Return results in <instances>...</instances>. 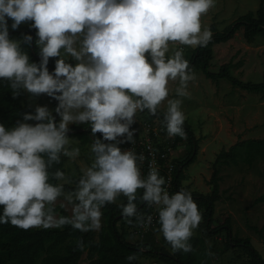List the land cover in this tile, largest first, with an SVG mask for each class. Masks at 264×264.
Listing matches in <instances>:
<instances>
[{
	"label": "clouds",
	"instance_id": "1",
	"mask_svg": "<svg viewBox=\"0 0 264 264\" xmlns=\"http://www.w3.org/2000/svg\"><path fill=\"white\" fill-rule=\"evenodd\" d=\"M216 0H0V82L13 98L47 95L57 105H36L7 127L0 123V224L23 230L62 229L82 233L100 231L102 208L121 203V216L129 225L147 227L152 216L138 211L137 192L158 213L159 232L173 253L195 251L190 243L202 214L186 186L169 194L158 167L140 165L146 157L122 144L136 143L137 113L157 116L169 138H186L183 98L197 80L184 56V47L206 48L212 41L210 26L202 18ZM31 22L39 62L31 61L23 45L34 37L10 38ZM50 60L54 69L50 71ZM170 82H176L169 98ZM31 107V105H30ZM159 118V117H158ZM33 121L35 123H29ZM70 125H88L94 138L88 147L91 164L80 167L78 180L56 168L62 158L76 162L79 140L70 139ZM99 134V136L97 135ZM55 180L53 184L50 181ZM74 187L65 190V185ZM186 185L187 182L185 181ZM60 207L71 215H61ZM77 248L84 250L82 238ZM207 257H214L210 250ZM138 257H126L131 262ZM205 264V262H202Z\"/></svg>",
	"mask_w": 264,
	"mask_h": 264
},
{
	"label": "rangeland",
	"instance_id": "2",
	"mask_svg": "<svg viewBox=\"0 0 264 264\" xmlns=\"http://www.w3.org/2000/svg\"><path fill=\"white\" fill-rule=\"evenodd\" d=\"M260 2L261 0H216L215 7L202 18V23L210 28L212 23H216L217 28L223 30L248 11H256ZM176 47H184L185 58L191 57L193 48L180 45ZM214 53L212 71L219 72L222 65L231 63L232 72L238 78L252 82L263 80L264 35H259L255 41L249 42L245 39L243 30H240L229 41L216 44ZM195 73L197 80L189 84L191 96L183 98L182 110L199 138V146L196 159L183 171L184 178L181 184L193 192L211 193L214 186L212 179L217 168L222 199L216 203L215 219L219 222L229 216L232 237L250 238L264 256V202H255L264 194V153L256 149L249 151L241 146L236 149V160L220 161L215 166L221 151L229 150L239 141L264 138V95L236 87L227 79H210L201 68H197ZM176 86V82H170V99L175 97ZM25 100L34 108L36 105L55 108L54 101L47 95L30 97V94L26 93ZM160 110L163 112L166 110V102ZM29 123L35 122L29 121ZM69 138L79 140V145L74 146L81 148V156L76 162L69 161L66 157L63 159L69 173L79 176L80 167L91 164L88 152L91 143L84 142L79 136ZM191 147L187 138L181 140L175 152L176 159L189 155ZM126 148L125 145L122 149ZM125 198L118 197L116 203H122ZM62 201L63 197L57 201L56 207H60ZM57 212L61 214L60 210ZM67 212L71 215L70 209ZM101 223L103 226V216ZM151 233L147 238L152 239L156 245L172 249L159 232V228ZM194 235H200L208 250L215 254L211 257V264H251L245 252L240 247H236L235 243L233 248L228 247L227 231L212 234L206 230L203 223H200L199 228L194 230ZM128 237L131 241H141L142 236L133 231V233L129 232ZM199 249L201 250L202 247L200 246ZM88 262L86 252L81 264ZM139 264L167 263L143 256Z\"/></svg>",
	"mask_w": 264,
	"mask_h": 264
},
{
	"label": "trees",
	"instance_id": "3",
	"mask_svg": "<svg viewBox=\"0 0 264 264\" xmlns=\"http://www.w3.org/2000/svg\"><path fill=\"white\" fill-rule=\"evenodd\" d=\"M12 21L9 20L10 38H22V34H34V41L31 47L23 45L24 50L29 53L31 61L39 62L38 49L35 46V30L30 28L29 24H22L18 30L11 29ZM243 30L244 37L247 41L253 42L259 35H264V0H261L259 8L254 11L250 10L243 14L225 29L219 30L216 23L211 24V31L213 32L212 41L206 48L193 49L191 57L188 59L190 68L194 71L201 68L204 74L213 80L227 79L234 86L244 89L252 93H261L264 95V75L260 82L244 81L232 72L231 63L222 65L219 72L212 71L214 59V46L218 43L227 42L234 38L236 33ZM50 71L54 69V61L50 60ZM26 93H22L19 97L13 98L12 90L7 86L6 82H0V123L7 127L13 126L18 119H21V113L34 111V107L27 104L25 100ZM54 104L58 102L55 100ZM147 112V110H145ZM148 113V112H147ZM151 118L163 119V111L158 109L157 116H150ZM186 138L191 143V151L189 155L181 159H176L177 168L175 172V184L178 190H181V180L184 178L183 171L189 166L197 157L199 138L196 136L192 126L187 120L183 125ZM72 132L70 136H79L84 142L92 143L93 137L90 135L88 125H72ZM99 136V134H97ZM184 138L175 137L173 146L178 148L180 141ZM130 144H122L121 147ZM246 147L249 151L256 149L264 153V138H250L239 141L232 145L229 150H223L219 153L215 166L220 161L228 162L229 159L236 160V149L238 147ZM141 173L146 176L147 168L141 164ZM60 168L65 171L72 180H78L79 176L69 173L65 166L64 159L62 163L56 165L50 171H55ZM216 168L213 175V190L211 193L192 192L196 199L198 207L203 210V223L206 230L212 234L221 231H227V245L233 248L234 243L236 247H240L250 260L251 264H264V256L254 246L250 238L232 237V226L230 217L225 220L217 222L215 219V210L217 201L222 199L220 194V186L217 179ZM55 184L57 181L51 180ZM75 185H65V190H70ZM188 189V187H187ZM189 190V189H188ZM143 189H139L137 193L138 211L148 215L150 208L142 203L139 197L143 193ZM190 191V190H189ZM255 202H264V194L259 196ZM127 203V198L122 202ZM121 203L108 204L102 208L104 225L97 234L96 231L82 233L78 230L72 229L71 226H65L62 229H42L32 228L23 230L9 224H0V264H81V259L84 253L87 252L89 262L87 264H139L143 256L155 258L167 264H211V257L205 255L208 248L203 243L200 235H193L190 243L195 249L192 253L185 254L182 250L173 253L172 249L166 246H158L156 243L147 238V236L155 229L159 228L157 225L147 234L141 237V241H131L129 239V232L136 231L138 227L129 225L121 216V209L118 207ZM56 210L61 211V215L69 216V213L61 207H56ZM2 207H0V214H2ZM131 229H134L131 231ZM152 234V233H151ZM78 238H82L85 244L83 251L79 250L76 245ZM202 247L200 250L199 247ZM135 254L138 259L134 261H127L126 257Z\"/></svg>",
	"mask_w": 264,
	"mask_h": 264
},
{
	"label": "built area",
	"instance_id": "4",
	"mask_svg": "<svg viewBox=\"0 0 264 264\" xmlns=\"http://www.w3.org/2000/svg\"><path fill=\"white\" fill-rule=\"evenodd\" d=\"M135 119L136 123L132 127L137 129L136 143L134 146L132 144L128 145L126 149L132 148L137 154L143 153L146 157L143 165L148 171L150 164L158 167L160 175L166 180L164 187L170 195L175 194L180 191L175 184V172L177 168V155L175 153L177 148L173 146L175 137L169 138L161 121L158 118H151L147 112H138ZM193 199L196 202L194 196ZM199 209L203 221V210ZM148 215L152 216V223L147 227H138L136 230L141 236L150 232L157 225L158 213L155 206L150 208Z\"/></svg>",
	"mask_w": 264,
	"mask_h": 264
},
{
	"label": "water",
	"instance_id": "5",
	"mask_svg": "<svg viewBox=\"0 0 264 264\" xmlns=\"http://www.w3.org/2000/svg\"><path fill=\"white\" fill-rule=\"evenodd\" d=\"M33 37H34V34H33ZM72 131H73V130H72ZM72 131H71V132H72ZM231 233H232V231H231Z\"/></svg>",
	"mask_w": 264,
	"mask_h": 264
}]
</instances>
